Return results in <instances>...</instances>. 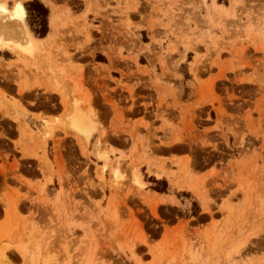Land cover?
<instances>
[{
	"label": "rangeland",
	"instance_id": "obj_1",
	"mask_svg": "<svg viewBox=\"0 0 264 264\" xmlns=\"http://www.w3.org/2000/svg\"><path fill=\"white\" fill-rule=\"evenodd\" d=\"M31 1L0 0L43 39L0 45V136L36 147L0 144V264H264V0H37L43 38Z\"/></svg>",
	"mask_w": 264,
	"mask_h": 264
},
{
	"label": "crops",
	"instance_id": "obj_2",
	"mask_svg": "<svg viewBox=\"0 0 264 264\" xmlns=\"http://www.w3.org/2000/svg\"><path fill=\"white\" fill-rule=\"evenodd\" d=\"M50 33V32H49ZM1 59V58H0ZM2 60L4 62H11L14 59H10L5 61L3 58ZM1 75V74H0ZM18 81L16 80L14 83L8 82L6 79L1 78L0 77V85L5 88L9 93H18ZM15 86V87H14ZM30 89H28V91H26L25 93H28ZM53 98H56L55 94H50ZM57 100L59 101V97L57 96ZM25 107L30 111V115L29 116H25L21 110H15V113L17 114V116L20 119H23L22 121L24 123L27 124V126L33 130V128H31V122L40 125L41 129L45 130L46 123L45 121H49V120H53L56 117L62 116V113L64 111L62 105L59 103L58 105H56L55 107H49V108H45V109H40L36 106L33 105H25ZM1 114V113H0ZM24 115V116H23ZM111 117V112L107 114L106 119H103V117L100 115V119L102 121H105L107 124L110 122V118ZM26 118V120H25ZM3 121H6L8 123L13 124L14 128L11 129V131H8L6 133V135H2L0 136V144L1 145H6L8 143V145L11 146V148H14L15 152L19 154V157H21V148H24V152L27 153L28 155H25L23 158V160L25 161H32L35 160V157L32 155V152L36 150L35 145H33V143H30L26 137L22 136V133L20 131V123L19 122H13L11 120V118L9 116H4ZM39 131V132H43ZM35 131V130H33ZM167 132H169L168 129H163L160 133L161 136L165 135ZM171 136H170V141L174 139L175 135L173 134V132H171ZM63 139L67 138L69 139H73L71 137H67L65 135L62 134L61 136ZM49 140V139H48ZM47 140V142H48ZM32 142H35V140H32ZM33 150V151H32ZM41 151L38 152V155H41ZM49 159V158H48ZM202 174H206L205 172H202ZM157 194V193H156ZM159 196H173V195H168V194H158ZM174 198L179 201L176 196H174Z\"/></svg>",
	"mask_w": 264,
	"mask_h": 264
},
{
	"label": "bare ground",
	"instance_id": "obj_3",
	"mask_svg": "<svg viewBox=\"0 0 264 264\" xmlns=\"http://www.w3.org/2000/svg\"><path fill=\"white\" fill-rule=\"evenodd\" d=\"M43 2H45L48 6H50V7H55V5L57 4V2L59 1V0H42ZM54 11V10H53ZM52 11V12H53ZM57 12V11H56ZM9 12L5 9V7L3 6V5H0V14H8ZM12 15H10L11 17H12V19L14 18L15 20H16V22L18 21L19 23L20 22H22L23 21V16H24V9L22 8V6L20 5V3H16L15 5H14V7H13V10H12ZM10 14V13H9ZM54 15V14H53ZM4 18V17H3ZM13 19V20H14ZM5 20V19H4ZM54 21V20H53ZM52 21V22H53ZM1 22V21H0ZM55 24V23H54ZM15 25V24H14ZM12 26V25H11ZM21 26V25H20ZM15 27V26H14ZM53 27V26H52ZM18 28V27H17ZM17 28H13V27H10V25H6V23H3V24H1L0 25V37L2 38L3 36L6 38V39H9V38H11V40H13V41H11V43H7V42H5V41H7V40H5V41H3L4 40V37H3V40H1V38H0V45L1 44H8V45H11L12 44V42L14 43V41L16 40H20L21 41V45L20 44H18V43H16L17 45H16V49L17 48H19L20 50V52H26V53H32V52H34V48H35V46H36V43L38 42H43L42 40H34L28 33H27V31L24 29V28H19V29H17ZM47 39V38H46ZM18 42V41H17ZM37 43V44H38ZM44 44V43H43ZM14 48H15V46L14 45H12ZM42 46V45H41ZM38 49V48H37ZM197 62V61H196ZM76 109V108H75ZM79 111H81V110H79L78 109V111H76V113L73 115V118H71L72 119V125H74V127L73 128H76V130L78 129L79 131H81V132H84V134H85V132L87 133V134H89V132H91V131H89L88 132V128L91 126L90 124H89V119H91L90 117H88V116H82V114H83V112L82 113H80ZM86 117V118H85ZM88 117V118H87ZM92 121V120H91ZM93 122V121H92ZM92 122H91V124H92ZM89 124V125H88ZM91 128V127H90ZM77 130V131H78ZM91 130V129H90ZM87 134H85L86 136H87ZM175 146V145H174ZM136 169V168H135ZM153 170V169H152ZM155 172V171H154ZM153 173V172H152ZM163 174V173H162ZM155 176L157 177V178H159L160 177V174L158 173V172H155ZM140 181V180H139ZM139 183H141V182H139ZM168 199V198H167ZM204 204V206H205V208L207 209L208 208V203L206 204V203H203Z\"/></svg>",
	"mask_w": 264,
	"mask_h": 264
},
{
	"label": "trees",
	"instance_id": "obj_4",
	"mask_svg": "<svg viewBox=\"0 0 264 264\" xmlns=\"http://www.w3.org/2000/svg\"><path fill=\"white\" fill-rule=\"evenodd\" d=\"M25 9L28 12L29 16H32L34 19L33 24L35 27L32 29V33L37 38H43L48 34V27H47V17L49 15L48 9L39 1L33 0L27 4H25ZM32 24V25H33ZM31 25V26H32ZM101 60V59H100ZM156 185L153 189L159 194H166L167 193V184L164 181L161 182H154Z\"/></svg>",
	"mask_w": 264,
	"mask_h": 264
}]
</instances>
